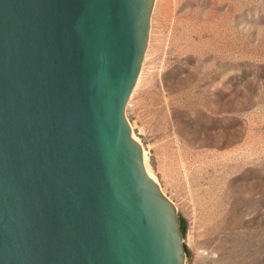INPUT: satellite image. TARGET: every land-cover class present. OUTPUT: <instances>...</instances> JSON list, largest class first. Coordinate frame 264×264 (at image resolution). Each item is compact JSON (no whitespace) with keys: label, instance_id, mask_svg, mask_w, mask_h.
<instances>
[{"label":"water","instance_id":"obj_1","mask_svg":"<svg viewBox=\"0 0 264 264\" xmlns=\"http://www.w3.org/2000/svg\"><path fill=\"white\" fill-rule=\"evenodd\" d=\"M155 0H0V264H185L125 107Z\"/></svg>","mask_w":264,"mask_h":264},{"label":"rangeland","instance_id":"obj_2","mask_svg":"<svg viewBox=\"0 0 264 264\" xmlns=\"http://www.w3.org/2000/svg\"><path fill=\"white\" fill-rule=\"evenodd\" d=\"M125 115L185 264H264V0H155Z\"/></svg>","mask_w":264,"mask_h":264},{"label":"trees","instance_id":"obj_3","mask_svg":"<svg viewBox=\"0 0 264 264\" xmlns=\"http://www.w3.org/2000/svg\"><path fill=\"white\" fill-rule=\"evenodd\" d=\"M180 219H181V224H180V226H181V230H182L183 235H184V232H185V222H184V219H183L182 217H180ZM185 250H186V253H187L186 246H185Z\"/></svg>","mask_w":264,"mask_h":264},{"label":"bare ground","instance_id":"obj_4","mask_svg":"<svg viewBox=\"0 0 264 264\" xmlns=\"http://www.w3.org/2000/svg\"><path fill=\"white\" fill-rule=\"evenodd\" d=\"M148 172H150L149 170H148ZM150 174V173H149ZM151 175V174H150ZM152 176V175H151Z\"/></svg>","mask_w":264,"mask_h":264}]
</instances>
